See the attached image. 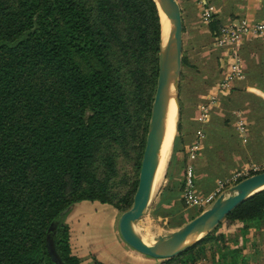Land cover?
<instances>
[{
  "label": "trees",
  "instance_id": "trees-1",
  "mask_svg": "<svg viewBox=\"0 0 264 264\" xmlns=\"http://www.w3.org/2000/svg\"><path fill=\"white\" fill-rule=\"evenodd\" d=\"M161 41L155 0H0V264H56L47 234L69 206L96 200L121 213L132 206L139 174L124 192L113 190L118 148L136 137L129 131L135 109L141 168ZM235 223L244 235L264 225V189L161 264L186 257L194 264L210 242L223 247L209 264H249L243 248L218 232ZM55 245L65 264H81L66 221Z\"/></svg>",
  "mask_w": 264,
  "mask_h": 264
},
{
  "label": "crops",
  "instance_id": "crops-1",
  "mask_svg": "<svg viewBox=\"0 0 264 264\" xmlns=\"http://www.w3.org/2000/svg\"><path fill=\"white\" fill-rule=\"evenodd\" d=\"M202 1L214 7L211 22L202 18L199 0H190L192 13L189 12L188 19L184 6L180 5L185 26L183 56H186L192 72L194 66L197 67L198 54L195 56L193 52L199 41L197 46L200 45L202 63L197 69L205 79V88L199 87L195 98L191 94L186 95L182 74L179 89L182 108H178L177 121L178 127L181 119L182 131H176L178 149L173 151L172 165L159 189L156 205L149 210L152 223L157 217L167 221L172 215H178L182 222L188 213L196 215V211L199 213L209 208L190 205L183 196L188 150L196 141H200V148L193 161L195 180L204 196L212 195L218 182L235 171L264 164V36L244 39L237 46L236 52L243 62L245 75L241 79H233L225 89L222 82L230 74L234 55L215 44V37L224 24L239 23L244 19L258 23L264 21V0ZM190 32L193 34L187 39ZM197 33L200 34L199 39ZM211 95H216L217 100L203 125L204 137L197 140V129L201 126L198 121L200 106L209 101ZM75 207L67 220L71 248L76 256L81 254V259L87 257L90 260L88 264H161V259L137 251L122 239L119 231L122 213L113 205L84 200ZM161 211L167 212L163 215Z\"/></svg>",
  "mask_w": 264,
  "mask_h": 264
},
{
  "label": "water",
  "instance_id": "water-1",
  "mask_svg": "<svg viewBox=\"0 0 264 264\" xmlns=\"http://www.w3.org/2000/svg\"><path fill=\"white\" fill-rule=\"evenodd\" d=\"M162 23V41L157 89L152 106L146 145L141 162L139 181L132 206L119 218L122 239L137 251L156 259L176 257L194 246L205 234L219 226L225 218L248 198L264 189V171L243 178L220 194L212 205L182 225L175 232L164 235L159 243L148 241L138 229L139 221L147 214L155 188L163 131L169 99H175L179 108V89L183 66L184 21L178 0H155ZM162 15L165 24L162 20ZM163 43H168L163 48ZM75 205L61 212L51 223L47 234L49 254L56 264H65L57 252V228L66 221ZM199 235L198 238H195Z\"/></svg>",
  "mask_w": 264,
  "mask_h": 264
},
{
  "label": "rangeland",
  "instance_id": "rangeland-1",
  "mask_svg": "<svg viewBox=\"0 0 264 264\" xmlns=\"http://www.w3.org/2000/svg\"><path fill=\"white\" fill-rule=\"evenodd\" d=\"M181 5L184 6L185 12L187 19L190 17L189 12H191L190 7V0H178ZM192 13V12H191ZM189 14V15H188ZM187 26L189 28V21H187ZM192 32H195V29L192 30ZM193 33H188L187 34V39L191 38ZM197 38H200V34L197 33ZM188 43V42H187ZM199 41L197 42V44ZM196 44V50L193 52V54L196 56L198 54V60L196 61L197 67L200 66L202 61L200 60L201 56L199 55L200 53V45L197 46ZM203 47V46H202ZM202 50V49H201ZM190 52V49L189 51ZM203 52V51H202ZM196 66H194V70L191 72L189 70L188 65H183L182 66V74L184 75V91L187 94H191L194 98L196 97L195 92L199 90V87H204L205 88V83H204V77L200 76V71L197 69ZM197 69V70H196ZM200 81H202L200 83ZM128 82V80H127ZM182 82V79H181ZM129 85V82H128ZM130 88V85H129ZM131 89L133 90L132 86ZM171 102V99L168 100L167 105L169 107V104ZM133 109V119L134 121L132 122V128L129 129L131 134H136V137L134 136H128L126 144L124 145V148H118V158H117V167H118V173L117 176L114 179V187L113 190L119 191V192H124L127 188V181L129 179H133L139 174L140 172V167L139 170L137 166L135 165L136 163V158H137V149L142 145L143 137L138 136L141 135L142 133V128L140 127V122L141 120L139 119L138 115L134 113ZM150 118L148 119V129H149V123H150ZM148 133V130H147ZM177 135V133H176ZM175 135V136H176ZM147 138V134H146ZM145 138V139H146ZM176 142V138L174 139L173 146L171 148V151L169 153L168 157V163L166 165V170L164 173L163 178L159 182L158 186L154 188L153 192V197L151 200V203L149 205V210L153 209L156 205V201L158 200V192L159 189L162 187V185L165 182V178L167 176V173L169 172V168L171 167V160L173 158V151H174V145ZM146 144V140H145ZM141 147V146H140ZM186 202V200H185ZM214 202V201H213ZM212 202V203H213ZM212 203L209 205V207L212 205ZM76 208V207H75ZM75 208L70 212V215L75 211ZM149 210L147 214L139 221L138 223V229L140 230L141 234L150 242H155L159 243L160 239L164 235L171 234L175 232L178 228H180L183 224L187 223L188 221L191 220V218L195 217L194 214L188 213L186 216V219L183 220L182 222L178 219V215H172L168 220L166 221L164 218L159 219L158 217L155 218V221L150 222L149 217L151 213H149ZM204 211V210H203ZM152 212V211H151ZM160 212V211H159ZM167 211H161V213L164 215L166 214ZM202 212V211H201ZM196 215L199 213L196 211ZM69 215V216H70ZM68 216V218H69ZM154 217V216H153ZM66 219V222L68 220ZM182 223V224H181ZM68 224V223H67ZM225 227H220L218 232H224L225 234V243H227L229 246H239L243 248V252L247 254L249 258V264H264V225L262 227H259L258 229L256 228H250L246 235L242 234L240 231V223H235L230 229ZM206 235V234H205ZM204 235V236H205ZM203 236V237H204ZM202 237V238H203ZM70 243H71V236H70ZM223 247V243L220 242H210L205 245V250L200 252V254L197 256L196 261L194 264H209L213 259L217 258L221 254V249ZM196 256V255H195ZM79 260L81 261V264H88L90 261L87 257H84L81 259V254H78ZM193 257H186L185 262L180 263V264H192Z\"/></svg>",
  "mask_w": 264,
  "mask_h": 264
},
{
  "label": "built area",
  "instance_id": "built-area-1",
  "mask_svg": "<svg viewBox=\"0 0 264 264\" xmlns=\"http://www.w3.org/2000/svg\"><path fill=\"white\" fill-rule=\"evenodd\" d=\"M202 8L201 16L206 22H211L214 17V7L204 4L202 0H199ZM264 36V21L250 22L246 19L241 20L239 23L224 24L218 34L215 37V44L224 49L231 51L234 55V60L230 63V74L222 82L224 89L230 86L233 79H241L245 75L243 62L238 56L236 49L244 39H251L255 36ZM210 100L201 104L200 116L198 118L201 126L197 129V140L204 137L205 130L203 125L210 117L211 106L216 102V95L209 96ZM200 148V141H196L191 145L188 150L189 162L186 165L185 171V186L183 196L190 205H199L201 207H208L215 199L228 188L235 185L241 179L250 176L252 172L264 171V164L253 165L246 167L239 171L232 173L227 179L218 182L217 190L209 196H204L199 192L196 186L195 180V167L193 161L197 157V151Z\"/></svg>",
  "mask_w": 264,
  "mask_h": 264
},
{
  "label": "bare ground",
  "instance_id": "bare-ground-1",
  "mask_svg": "<svg viewBox=\"0 0 264 264\" xmlns=\"http://www.w3.org/2000/svg\"><path fill=\"white\" fill-rule=\"evenodd\" d=\"M163 23L165 24L164 17L162 15ZM168 43H163V48L167 46ZM177 121H178V107L175 99H171L169 104V110L167 114V118L165 120L164 131H163V141L160 151L159 157V165L157 169L156 179H155V187L158 186L159 182L164 176L166 165L168 163L169 153L173 146V142L175 139L176 131H177ZM199 235H196L195 238H198Z\"/></svg>",
  "mask_w": 264,
  "mask_h": 264
}]
</instances>
